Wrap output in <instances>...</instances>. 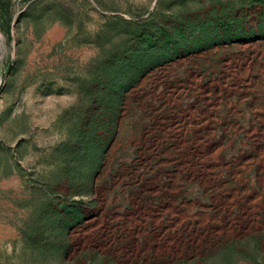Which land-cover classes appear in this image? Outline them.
I'll list each match as a JSON object with an SVG mask.
<instances>
[{
	"label": "rangeland",
	"instance_id": "374dc122",
	"mask_svg": "<svg viewBox=\"0 0 264 264\" xmlns=\"http://www.w3.org/2000/svg\"><path fill=\"white\" fill-rule=\"evenodd\" d=\"M0 264H264V0H0Z\"/></svg>",
	"mask_w": 264,
	"mask_h": 264
}]
</instances>
